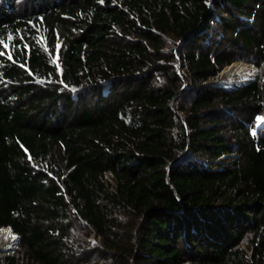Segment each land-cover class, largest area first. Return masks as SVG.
Instances as JSON below:
<instances>
[{"label": "trees", "instance_id": "obj_1", "mask_svg": "<svg viewBox=\"0 0 264 264\" xmlns=\"http://www.w3.org/2000/svg\"><path fill=\"white\" fill-rule=\"evenodd\" d=\"M0 52V264H264V81L208 82L264 0H0Z\"/></svg>", "mask_w": 264, "mask_h": 264}, {"label": "bare ground", "instance_id": "obj_2", "mask_svg": "<svg viewBox=\"0 0 264 264\" xmlns=\"http://www.w3.org/2000/svg\"><path fill=\"white\" fill-rule=\"evenodd\" d=\"M255 74V69L250 64L244 62H233L226 66L223 71L215 77L219 83L231 85L246 82ZM9 227L0 228V259L8 252L12 251L17 244L18 237ZM14 237V238H13Z\"/></svg>", "mask_w": 264, "mask_h": 264}, {"label": "rangeland", "instance_id": "obj_3", "mask_svg": "<svg viewBox=\"0 0 264 264\" xmlns=\"http://www.w3.org/2000/svg\"><path fill=\"white\" fill-rule=\"evenodd\" d=\"M41 39H42L43 42H45L44 37H41ZM5 45L9 48V43H8V42H6ZM235 62H244V63L250 64L252 67H254V69H255V74L249 79V81L254 80L255 78H257V77H259V76H260V78L262 79V81H264V60H263V62H262V64H263L262 67H260L259 65L255 64L254 62L248 61V60H246V59H239V60L234 61V63H235ZM225 68H226V67H225ZM215 80H216L215 77H212V78H210V79L208 80V82H214ZM247 81H248V80H247ZM245 83H246V82H245ZM212 84H213V83H212ZM219 84H220V85H217V86H221V87H222L223 84H222V83H219ZM223 87H224V86H223ZM252 130H253V132H256V133H257V132L260 133V132H263V131H264V113H261V114H259V115L256 116L255 127H253ZM108 178H109V180H112V181H113V178H112V176H111L110 174H108ZM1 228H2V227H1ZM14 234H16V233H14ZM16 235H17V234H16ZM91 237L93 238L94 241L97 240V237H96L95 234H93ZM242 246L246 247V242H243V243H242ZM19 248H20V243H19V240H17V244H16V246L13 248V250H12V252H11L10 254L15 253ZM7 255H8V254H7ZM4 257H5V256H4ZM4 257H2V258L0 259V261L3 260ZM185 264H186V263H185Z\"/></svg>", "mask_w": 264, "mask_h": 264}, {"label": "water", "instance_id": "obj_4", "mask_svg": "<svg viewBox=\"0 0 264 264\" xmlns=\"http://www.w3.org/2000/svg\"><path fill=\"white\" fill-rule=\"evenodd\" d=\"M59 45H60V43H59ZM232 64V63H231ZM226 67V66H225ZM224 67V68H225ZM224 68L221 70V71H223L224 70ZM221 71L216 75V76H214V77H218V75L221 73ZM246 82H248V81H246ZM209 83H213V84H215V85H220L219 84V82H217L216 80L214 81V82H209ZM245 83V82H244ZM244 83H241V84H234V85H231V84H228V83H222L223 85L222 86H224V87H227V88H238V87H240L241 85H243ZM3 227V226H2ZM7 227H9L12 231H14L13 230V228L10 226V225H7ZM16 233V232H15ZM17 234V237H18V240H19V234L18 233H16ZM12 251H10V252H8L7 254H10ZM7 254H5V255H7Z\"/></svg>", "mask_w": 264, "mask_h": 264}, {"label": "snow or ice", "instance_id": "obj_5", "mask_svg": "<svg viewBox=\"0 0 264 264\" xmlns=\"http://www.w3.org/2000/svg\"><path fill=\"white\" fill-rule=\"evenodd\" d=\"M4 55V53L3 52H0V56H3ZM14 238V237H13Z\"/></svg>", "mask_w": 264, "mask_h": 264}]
</instances>
